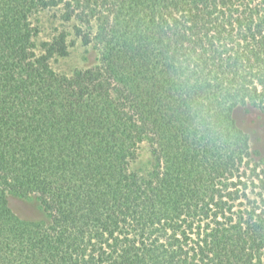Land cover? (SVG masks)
<instances>
[{"label":"trees","instance_id":"trees-1","mask_svg":"<svg viewBox=\"0 0 264 264\" xmlns=\"http://www.w3.org/2000/svg\"><path fill=\"white\" fill-rule=\"evenodd\" d=\"M49 7L95 64L52 68ZM239 105L264 110V0H0V264H264ZM29 195L39 219L10 207Z\"/></svg>","mask_w":264,"mask_h":264},{"label":"rangeland","instance_id":"rangeland-1","mask_svg":"<svg viewBox=\"0 0 264 264\" xmlns=\"http://www.w3.org/2000/svg\"><path fill=\"white\" fill-rule=\"evenodd\" d=\"M61 14V7H49L33 13L31 20L39 28L35 37L37 48L61 29L66 32L69 53L63 57L52 58L50 64L55 71L69 74L95 64L98 52L93 44H85L80 36L75 35L73 25L77 23L76 20L65 21ZM233 116L238 126L248 134L251 146L258 148L264 156V110L251 105H239L234 108ZM147 160L148 154L142 149L134 167H143ZM9 204L22 219L36 220L42 217V210L33 195L10 196Z\"/></svg>","mask_w":264,"mask_h":264}]
</instances>
